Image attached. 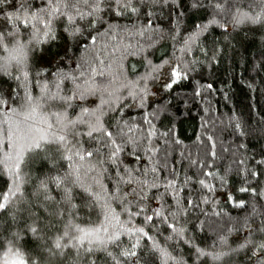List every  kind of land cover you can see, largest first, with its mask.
I'll return each mask as SVG.
<instances>
[{
    "label": "snow or ice",
    "instance_id": "snow-or-ice-1",
    "mask_svg": "<svg viewBox=\"0 0 264 264\" xmlns=\"http://www.w3.org/2000/svg\"><path fill=\"white\" fill-rule=\"evenodd\" d=\"M257 38L264 0H0V264H264V146L170 159L153 107Z\"/></svg>",
    "mask_w": 264,
    "mask_h": 264
},
{
    "label": "trees",
    "instance_id": "trees-1",
    "mask_svg": "<svg viewBox=\"0 0 264 264\" xmlns=\"http://www.w3.org/2000/svg\"><path fill=\"white\" fill-rule=\"evenodd\" d=\"M246 47L248 63L245 65L241 61L233 65L231 61L226 60L219 66L213 78L217 90L211 95L205 92L202 96L193 97L191 87L185 85L154 98L157 103L153 107L167 106L169 109L168 115H161L157 126L163 130L169 123L168 116H173L177 121L180 139L183 141L182 145L174 146L175 151L170 159H178L181 150L186 154L190 152L195 158L198 152L202 153L210 147L207 136L212 135L216 143V152L222 158L217 160L218 170L222 173L224 166L232 164L240 155V151L237 150L238 143H246L249 151L264 146V67H261V64H264V57L260 55L258 38L247 41ZM161 51L163 48L157 52V56ZM137 67L143 71L139 65ZM224 81L226 84L222 83ZM249 84L251 87L247 86ZM225 92L228 95L227 100L224 97ZM241 113L245 122L244 137L236 136L229 126V117ZM202 124L206 125V128H202ZM197 134H203L202 144L196 142ZM232 179L235 180V177ZM224 207L233 217L243 214L242 209L232 208L227 204H224Z\"/></svg>",
    "mask_w": 264,
    "mask_h": 264
}]
</instances>
